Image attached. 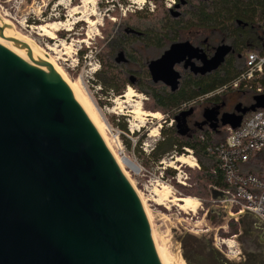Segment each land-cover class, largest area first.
Here are the masks:
<instances>
[{
	"label": "water",
	"instance_id": "obj_1",
	"mask_svg": "<svg viewBox=\"0 0 264 264\" xmlns=\"http://www.w3.org/2000/svg\"><path fill=\"white\" fill-rule=\"evenodd\" d=\"M10 31L0 18V39L19 48L0 44V264H162L156 245L170 264L152 232L159 222L151 227L136 189L69 85ZM223 54L202 70L216 68ZM199 56L190 43L173 45L151 63L153 81L176 90V65ZM254 100L243 114L264 109V95ZM218 116L204 114L213 125ZM242 120L224 114L220 121L236 129ZM210 194L214 202L226 198L214 188ZM243 217L264 227L255 215Z\"/></svg>",
	"mask_w": 264,
	"mask_h": 264
},
{
	"label": "rangeland",
	"instance_id": "obj_2",
	"mask_svg": "<svg viewBox=\"0 0 264 264\" xmlns=\"http://www.w3.org/2000/svg\"><path fill=\"white\" fill-rule=\"evenodd\" d=\"M122 1L127 5L120 7ZM163 1L168 9L174 5L175 0ZM146 7H149L151 12L155 9V5L148 0H0V18L11 27L10 32L13 35L33 44L35 48L30 44L32 50L44 54L51 62L52 68L62 75L84 110L90 115L91 121L104 133L107 144L116 158L118 160L126 158L133 163L135 169L126 167V176L142 200L151 227L152 220L159 222L154 223L153 228L156 229H152V232L154 231L157 241L161 243V248H165L168 253L170 264H189L188 258L193 261L195 257L189 250L192 247L191 243L195 245V242L201 243L204 247V243L209 241L213 248L230 255L228 248L217 245L214 239L218 234L222 238H226L227 234H233L230 224L234 221L224 214L219 217L208 212L213 205L200 206L202 202L197 197L185 196L187 192L185 189H195L192 176L200 170L197 167L177 164L176 168L164 171L159 163L149 158L152 148L161 139L162 129L170 128L171 121L168 120L167 123L165 121L167 117L161 113H156L160 115L159 119L147 116L153 114L146 111L151 102L134 87H127L123 96L116 97L97 82L96 75L101 69L96 58L98 49L91 52L89 48L97 47L96 38L112 30L111 23H118L120 26L123 20L129 18V14L144 10ZM156 7L154 17L161 20L165 15L164 9L161 4ZM108 13L115 15L116 19L110 18ZM141 17L144 16L131 18L130 23L139 22ZM183 33L181 41L189 42L195 47L204 42L210 46L211 43L223 41V36L218 33L204 31ZM85 50L88 52H84ZM161 54V51H149L145 56L156 59ZM199 59L207 63L204 56H199ZM219 60H214L212 64L216 66ZM177 70L183 72L181 67ZM130 90L134 92L133 98L127 97ZM232 97L229 95L227 101L238 100L237 96L233 100ZM136 108H139L144 116L141 121L133 115ZM207 108L205 103H201L193 112L200 118ZM124 124L128 132L122 131L121 125ZM126 141L131 143V148ZM185 153L181 156L172 153L164 159L171 164L175 159L173 157L178 159L189 155ZM194 157L196 158L195 155ZM184 171L187 174L186 186L179 184L177 180L179 174ZM181 176L185 177V174ZM184 198L197 200L198 209L181 210L178 207L180 203L175 202V199ZM226 226L227 232L222 230V227ZM238 246L242 249L241 243H235L231 251H236ZM156 247L162 264H167L162 251L157 245ZM232 259V263L239 261L236 258Z\"/></svg>",
	"mask_w": 264,
	"mask_h": 264
},
{
	"label": "trees",
	"instance_id": "obj_3",
	"mask_svg": "<svg viewBox=\"0 0 264 264\" xmlns=\"http://www.w3.org/2000/svg\"><path fill=\"white\" fill-rule=\"evenodd\" d=\"M148 1L155 5V9L161 4L165 12L163 19L155 18V9L151 12L146 7L129 14V18L123 20L120 26L118 23H111L112 30L96 38L97 47L89 48L91 52L98 49L96 58L101 69L96 75L97 82L116 97L123 96L127 87H134L151 102L146 111L161 113L167 117V123L168 120L173 121L170 128L162 129L161 139L155 144L149 158L160 163L172 153L181 156L186 154L185 149L192 150L201 170L192 176L195 189H185V196L197 197L202 205L212 206L210 188L229 190L226 178L219 169L220 161L214 153L217 146L225 143L229 135L228 128L231 127L220 121L224 115L221 110L229 93L240 94L243 91L240 88L234 90L231 86L247 69L248 56L252 53L264 56V0H176V4L168 9L163 0ZM119 5L126 6L127 3L122 1ZM108 15L116 19L115 15ZM142 15L144 17L139 22L130 23L131 18ZM190 31L218 33L223 36L222 42L211 43L210 46L207 44L201 48L191 44L205 57L206 62H211L220 52H224L220 64L212 70L203 71L204 62L200 59H193L188 65L184 63V67H181L183 72H179L181 78L176 90L162 82L155 83L149 70L151 63L173 45L189 43L182 42L181 38L183 32ZM149 51H161L162 54L156 59H150L145 56ZM177 69L178 66L176 71ZM253 84L260 86L264 95V75L254 80ZM218 91L221 93L217 94ZM242 93H248L252 97L251 108L255 104L254 94L246 91ZM201 103L208 106L201 117L203 124L208 123L209 126L192 132L187 119ZM207 110L219 113L216 125L204 118ZM261 110L263 109L249 111L243 120L251 113ZM233 115L240 116V113L235 112ZM182 120L186 123V133L179 128ZM121 128L123 132H128L125 124ZM126 144L131 148L129 141ZM263 162L264 156L261 154L243 166L242 172L261 175ZM230 227L233 234H227L226 238L240 234V222H231ZM191 245L193 248L197 246L193 243Z\"/></svg>",
	"mask_w": 264,
	"mask_h": 264
},
{
	"label": "built area",
	"instance_id": "obj_4",
	"mask_svg": "<svg viewBox=\"0 0 264 264\" xmlns=\"http://www.w3.org/2000/svg\"><path fill=\"white\" fill-rule=\"evenodd\" d=\"M262 75H264V56L259 57L252 53L248 56L247 69L233 82L231 88L234 90L240 88L243 91L252 92L255 97L262 96L263 89L253 84V81ZM219 93L221 91L217 92V94ZM172 124L173 121H171L170 126ZM228 133L225 143L217 146L214 153L220 161L219 169L226 178L229 190L223 191L212 187L223 192L226 198L217 202L212 201L213 206L208 212L219 216L225 214L228 210L229 219L232 220L231 217H235L234 221L236 222H239L240 219L244 218L243 216L250 213L258 217L264 224V162L261 163V175L242 172V167L249 164L253 158L261 154L264 156V109L248 115L239 128L229 127ZM185 152L189 153L186 158L194 163L193 166H187L197 167L198 170H201L193 151L185 149ZM173 159L172 165L168 164L166 159L162 160L159 165L164 171L168 168H176L177 164L180 163H177L176 157H173ZM180 165L183 166V164ZM183 173L185 177L181 176ZM181 174L178 176V183L186 186L187 180L185 178H187V174L185 171ZM200 206H202L201 203ZM222 228L227 232L228 226ZM239 237L240 234L231 238H222L218 234L214 240L217 245L228 248L230 255H225L228 259L233 260L232 258H236L239 260L240 247L238 246L236 251H231L235 247V243L238 244Z\"/></svg>",
	"mask_w": 264,
	"mask_h": 264
},
{
	"label": "flooded vegetation",
	"instance_id": "obj_5",
	"mask_svg": "<svg viewBox=\"0 0 264 264\" xmlns=\"http://www.w3.org/2000/svg\"><path fill=\"white\" fill-rule=\"evenodd\" d=\"M173 2V4L175 5L176 0ZM207 44L208 43L204 42L197 45V47L202 48ZM200 61L203 63L201 59ZM184 63L185 65H188L187 61H185L181 64L176 65V67H184ZM240 91H242V89ZM242 92H240V94L229 93L227 95V100H229V95L233 96L232 100L235 96H237L238 100L234 99L232 102L227 101L222 107V114H233L236 112L240 113V116H242L243 118L245 117V115H247V113H243L245 110L250 108V105L252 104V97L250 96V94ZM246 96L248 99L244 98ZM187 122L188 127L190 128V131L192 130V132L199 129H204L205 127L209 126L208 123L203 124L202 117L199 118L195 113L187 119ZM221 216L223 215H219V217ZM261 240H264V227L251 218L240 219V237L238 239V243L242 244V249H240V258L237 263H232L233 260L228 259L226 256H224V253L219 252L218 250L213 248L212 244L209 241L204 243V247H202L201 243L195 242L199 247H191V249L189 250V252L193 253L195 259L192 261L188 258L187 262L189 264H264V245L260 243Z\"/></svg>",
	"mask_w": 264,
	"mask_h": 264
},
{
	"label": "bare ground",
	"instance_id": "obj_6",
	"mask_svg": "<svg viewBox=\"0 0 264 264\" xmlns=\"http://www.w3.org/2000/svg\"><path fill=\"white\" fill-rule=\"evenodd\" d=\"M0 44H2L3 46L7 47L8 49H19V48H16L14 46H12L11 44L9 43H6V42H3L1 39H0ZM33 53L34 55L40 60V61H46V63H48L50 65V61L46 58V56L44 57V54L40 53V52H35L33 50ZM44 59V60H43ZM59 74V73H58ZM61 77L62 75L59 74ZM68 84V83H67ZM69 85V84H68ZM70 87V85H69ZM70 89L72 90L76 100L79 102V104L82 106V104L80 103V100L78 99V97L76 96L75 92L73 91V89L70 87ZM128 98H133L134 97V92L132 90H130V92L128 93L127 95ZM83 108V106H82ZM84 109V108H83ZM85 111V110H84ZM86 112V111H85ZM87 113V112H86ZM87 115L90 117V115L87 113ZM133 115L135 116V118L137 120H143L144 116L141 112V110L139 108H136V111L133 112ZM147 116H151L153 117L154 119H159L160 118V115L159 114H147ZM91 119V117H90ZM92 120V119H91ZM93 122V121H92ZM94 123V122H93ZM95 125V124H94ZM97 130L99 131V133L101 134V136L103 137V139L105 140L106 144L108 143L107 140H106V137L104 135L103 132H101L98 127H96ZM108 146V144H107ZM109 149L111 150L110 146H108ZM112 154L114 153L112 150H111ZM114 155V154H113ZM118 165L120 166V168L122 169V171L127 174V170H126V167L128 168H132L133 170L135 169L133 163H131L128 159H123V160H118L116 158V156L114 155ZM177 163H180V164H183V165H190V166H193V161H191L190 159L186 158V157H180L177 159ZM175 202L177 203H180L178 204V207L183 210V211H187V210H191V211H195L198 209V201L197 200H194V199H190V198H184V199H175ZM159 254V253H158ZM161 260V259H160Z\"/></svg>",
	"mask_w": 264,
	"mask_h": 264
}]
</instances>
